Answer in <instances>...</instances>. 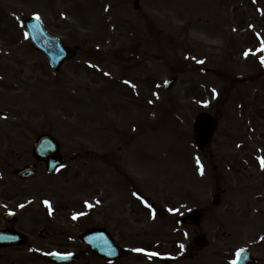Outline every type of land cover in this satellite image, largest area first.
I'll return each instance as SVG.
<instances>
[{
	"label": "rangeland",
	"instance_id": "obj_1",
	"mask_svg": "<svg viewBox=\"0 0 264 264\" xmlns=\"http://www.w3.org/2000/svg\"><path fill=\"white\" fill-rule=\"evenodd\" d=\"M28 1L29 8L0 0V62L9 66L0 69V155L10 149L13 166L26 164L43 132L60 141L67 160L111 153L110 228L119 237L138 231L151 202L178 216L203 209L200 231L210 244L190 260L182 252L176 264H232L240 248H256L264 240V187L250 152L264 142V0H141L138 9L133 0ZM21 15H36L51 34L80 46L77 58L55 72L31 47ZM205 104L219 125L201 150L193 119ZM65 168L48 191L71 205L64 216H74L76 203L89 204L92 175L104 170L84 161ZM127 173L150 198L138 213L121 183ZM56 224L80 231L67 217ZM222 249L230 261L220 259Z\"/></svg>",
	"mask_w": 264,
	"mask_h": 264
},
{
	"label": "flooded vegetation",
	"instance_id": "obj_2",
	"mask_svg": "<svg viewBox=\"0 0 264 264\" xmlns=\"http://www.w3.org/2000/svg\"><path fill=\"white\" fill-rule=\"evenodd\" d=\"M20 7L29 8L28 0H17ZM23 16V15H21ZM24 17V16H23ZM22 57H13L16 63ZM7 70L8 65H1L0 69ZM262 140L263 137L255 135ZM250 143H254L250 139ZM256 151H251L253 158L264 156V142L257 141ZM28 161L19 167L13 166L11 162L12 152L4 151L0 155V264H176L175 257H166V251L162 245H173L174 241H169L174 237L181 238L185 233L194 231L200 234L201 224H194L191 216L175 215H151L143 216L137 220L139 224L136 233L129 232L127 229L122 231L121 237L110 228L113 215V205L111 201L112 192V157L110 153L88 151L78 156L73 155L71 161L64 163L77 164L79 161L88 162L93 168L97 165L103 166L104 176L96 170L90 179V201L89 208L83 202L76 203L74 210L81 214L72 219L71 216H64L66 210H70L71 205L57 195L48 191V182L61 174L63 169H58L49 173L46 165L42 161L36 160L31 151L27 153ZM36 164L37 175L32 179L24 180L15 175L17 169ZM13 173V174H12ZM258 177L260 186L264 187V168H261ZM123 175V174H122ZM127 188L135 196L132 198L133 213L140 210L138 197H142V192L138 189L134 179L129 178L128 174L121 179ZM47 202V203H46ZM137 205H136V204ZM82 207V208H80ZM69 218L78 223V227H102L115 238L117 244L126 246L122 239L128 237L139 239V246L126 250V255L110 260L100 256L96 250L81 242L80 233L56 229V222L59 218ZM88 220V227L85 223ZM128 222V220H127ZM260 247L264 249V242L261 241ZM188 250H192L190 247ZM170 253L175 251L170 248ZM154 253L155 255H148ZM50 254L76 255L78 260L74 263H56L50 260ZM189 254L188 258L197 256ZM258 264H264L260 260Z\"/></svg>",
	"mask_w": 264,
	"mask_h": 264
},
{
	"label": "water",
	"instance_id": "obj_3",
	"mask_svg": "<svg viewBox=\"0 0 264 264\" xmlns=\"http://www.w3.org/2000/svg\"><path fill=\"white\" fill-rule=\"evenodd\" d=\"M139 0H135V6L138 7ZM28 35L32 42L34 49L42 51L45 53L52 64V66L58 70L61 64L69 58H72L76 55V51L72 48L66 46L62 39L50 35L42 26L40 21L36 18L25 19L24 21ZM175 79H171L167 86H171L174 83ZM195 131H196V141L200 147H205L209 144L211 134L215 129L216 123L213 118L208 114H201L195 120ZM60 150L59 143L49 134H42L38 137L35 146L34 152L36 156L40 159L45 160L49 165V170H53L58 166L59 157L58 153ZM24 177H29L34 175L31 169H25L21 172ZM198 213H195V216L198 217ZM85 240H91L92 237H83ZM98 240L101 239V236L97 237ZM244 257V254L241 253L240 259ZM247 256L243 258V261H247Z\"/></svg>",
	"mask_w": 264,
	"mask_h": 264
},
{
	"label": "snow or ice",
	"instance_id": "obj_4",
	"mask_svg": "<svg viewBox=\"0 0 264 264\" xmlns=\"http://www.w3.org/2000/svg\"><path fill=\"white\" fill-rule=\"evenodd\" d=\"M39 17H37V19H38ZM262 62H264V61H262ZM47 203V202H46ZM53 255H55V254H53ZM148 255H155L154 253H149Z\"/></svg>",
	"mask_w": 264,
	"mask_h": 264
}]
</instances>
